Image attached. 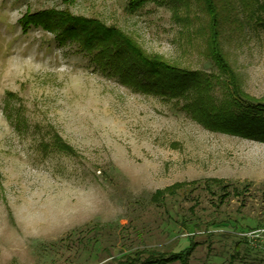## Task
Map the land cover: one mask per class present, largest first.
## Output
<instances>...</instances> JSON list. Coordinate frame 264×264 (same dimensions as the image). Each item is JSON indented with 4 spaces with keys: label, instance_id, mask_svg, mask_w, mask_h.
Listing matches in <instances>:
<instances>
[{
    "label": "rangeland",
    "instance_id": "rangeland-1",
    "mask_svg": "<svg viewBox=\"0 0 264 264\" xmlns=\"http://www.w3.org/2000/svg\"><path fill=\"white\" fill-rule=\"evenodd\" d=\"M158 1L130 11L128 0H0V264H126L190 243L188 264H264V137L202 123L204 105L229 110L205 51L206 16ZM218 7L240 89L264 100V0ZM66 9L196 72L199 92L136 91L76 43L21 23ZM212 178L229 196L204 189ZM175 183L185 187L152 202Z\"/></svg>",
    "mask_w": 264,
    "mask_h": 264
},
{
    "label": "trees",
    "instance_id": "trees-1",
    "mask_svg": "<svg viewBox=\"0 0 264 264\" xmlns=\"http://www.w3.org/2000/svg\"><path fill=\"white\" fill-rule=\"evenodd\" d=\"M172 6H182L189 9L195 3L206 16V55L224 76V87L227 90V100L223 105L229 110L208 108L204 105L199 118L204 120L212 130L231 133H248L252 137H264V100L252 102V98L240 89L238 79L229 65L226 55L220 46L221 12L219 0H161ZM158 0H128L130 11H136L146 3ZM264 10V7H263ZM188 19V18H186ZM22 25H36L54 34L59 43L67 41L76 43L84 54L89 55L101 71H108L118 78L119 82L130 85L134 90L142 93H154L162 97L181 95L187 96L190 89L196 86V72L175 66L167 62L162 56L148 54L130 36L113 26H106L95 19L73 16L67 9L62 11L44 10L29 13L22 19ZM24 28V27H23ZM199 92V89H197ZM198 95H201L198 93ZM199 102V99H198ZM255 122L262 125L253 127ZM260 128V129H259ZM63 150L70 151L60 140L57 143ZM194 184V183H193ZM204 189L214 195L217 188L220 196L227 197L228 186L221 179H207L203 182ZM185 184L175 183L154 192L152 202L158 204L165 196H173ZM238 194V190L234 191ZM194 244L170 255H149L142 261L136 256L129 257L126 264H168L179 262L188 264Z\"/></svg>",
    "mask_w": 264,
    "mask_h": 264
}]
</instances>
